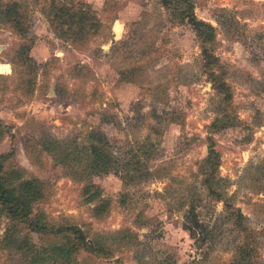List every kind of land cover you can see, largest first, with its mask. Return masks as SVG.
<instances>
[{
	"label": "rangeland",
	"instance_id": "374dc122",
	"mask_svg": "<svg viewBox=\"0 0 264 264\" xmlns=\"http://www.w3.org/2000/svg\"><path fill=\"white\" fill-rule=\"evenodd\" d=\"M13 1L27 34L0 15V125L8 129L0 154L13 152L14 166L44 184L46 197L33 204L31 218L42 213L50 226H77L105 250L80 249L71 264H228L238 235L199 174L207 157L205 128L226 105L203 68L191 26L173 22L159 0H80L102 26L75 42L51 28L50 0H1ZM193 1L196 17L216 30L215 71L232 93L234 125L211 135L224 199L245 216L264 264V0ZM92 132L106 136L118 160L107 174L92 172L80 150ZM48 137L75 150L72 164L41 150ZM90 185L100 194L94 203L84 194ZM195 194L199 219L213 235L208 256L182 227ZM102 200L107 210L97 216L93 208ZM17 225L20 236L28 233ZM12 228L1 214L0 241ZM32 237L36 247L62 239ZM31 260V254L0 250V264Z\"/></svg>",
	"mask_w": 264,
	"mask_h": 264
},
{
	"label": "trees",
	"instance_id": "16d2710c",
	"mask_svg": "<svg viewBox=\"0 0 264 264\" xmlns=\"http://www.w3.org/2000/svg\"><path fill=\"white\" fill-rule=\"evenodd\" d=\"M159 3L165 10L171 12L173 22H186L195 32L201 47L203 68L208 79L213 83V89L221 96L220 102H224L226 105L219 111V116L205 128L209 133L207 137V157L202 162L199 174L203 177L202 184L206 187L208 195L217 202H223L226 217L232 223L238 235V242L228 264H258L257 237L246 224V218L241 211L233 209L228 205V201L224 199L222 180L218 176L221 163L220 154L215 148V141L211 135L222 128L234 125L235 119L231 117L228 110L232 99L230 86L222 79V74L215 71L219 64L218 58L214 55L215 49L213 47L216 30L210 23L196 17L193 0H159ZM46 13L51 28L56 30L60 37L72 39L75 42H86L102 26L91 6L80 0L77 2L70 0L69 3L50 0ZM0 15L6 18L7 22H10L17 32L26 36V18L20 11V5L17 1L3 4L0 0ZM29 48L28 46L25 50L23 49L22 53H28ZM6 131H8L7 127L0 125V137H3ZM108 148L106 136L99 132L89 133L85 141L82 142L80 150L85 155L86 165L95 174H107L110 168L117 164L118 160L115 159L113 153L108 151ZM41 150L50 154L51 157L58 155L62 164L66 166L72 164V157L76 154L75 150H72L68 145L65 146V144L55 142L49 137L43 138ZM141 154L149 155L145 148H143ZM14 157L13 152L0 154V216L3 213L6 214L13 224L12 230H7L0 241V250H12L22 255L31 254L30 264H45L47 259L60 263L58 258L61 259L60 264H71L74 253L80 249L103 253L105 250L95 244V241L89 242L85 233L77 226H50L42 213L31 218L33 204L46 197L44 184L38 178L27 177L23 169L15 167ZM135 158L137 160L135 164L138 167L141 165L140 155ZM137 167L134 170H139ZM112 173L119 174L117 171ZM122 179L124 181V177ZM134 180L133 178L129 179V181ZM94 187V185H90L84 188L88 203H94L100 198V194L92 191ZM183 200L180 202L181 207L185 206ZM191 200L190 206L184 211L182 227L189 233L195 248L203 253L206 252L205 254L208 256L213 235L209 227L199 219L197 204L198 201H201L200 196L195 194ZM107 203V201L102 200L100 206L93 208L97 216H101L107 210ZM18 223H23L25 228L28 229V233L20 236L18 234L20 230L17 229ZM33 233L39 236L40 241H42V237L51 236L61 237L62 239L60 242H51L44 247H36L32 243Z\"/></svg>",
	"mask_w": 264,
	"mask_h": 264
}]
</instances>
